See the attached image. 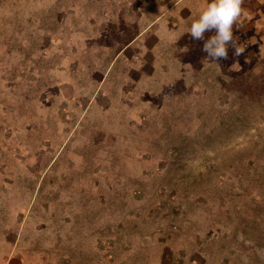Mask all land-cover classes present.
<instances>
[{
    "label": "rangeland",
    "instance_id": "obj_1",
    "mask_svg": "<svg viewBox=\"0 0 264 264\" xmlns=\"http://www.w3.org/2000/svg\"><path fill=\"white\" fill-rule=\"evenodd\" d=\"M130 1L0 0V264H264V22Z\"/></svg>",
    "mask_w": 264,
    "mask_h": 264
},
{
    "label": "crops",
    "instance_id": "obj_2",
    "mask_svg": "<svg viewBox=\"0 0 264 264\" xmlns=\"http://www.w3.org/2000/svg\"><path fill=\"white\" fill-rule=\"evenodd\" d=\"M130 2H131V6L134 7L133 14H139L138 8L141 7L143 8V10L144 7H147V9H151L147 13L148 24L145 27H139L135 35L122 46L119 52L127 48L132 43V41H134L140 35L147 33L146 30L148 28L154 27L156 24L162 22L166 18L168 19L167 20L168 26L170 24L169 29H180L181 27H184L183 22H186L187 21L186 17L188 18V16L190 15L187 13V8L191 10L195 8V12H196L197 10L196 8H199L200 10L203 9L207 3L211 2V0H131ZM236 20H239L241 22L239 23L238 26L239 29L245 23L251 21L264 22V0H242L241 13ZM233 29L234 28L232 25V30ZM158 42L159 41L156 38V35L151 36L149 38L146 37L145 40V43L146 44L149 43L153 48L156 47V43ZM173 45L175 46V44Z\"/></svg>",
    "mask_w": 264,
    "mask_h": 264
},
{
    "label": "clouds",
    "instance_id": "obj_3",
    "mask_svg": "<svg viewBox=\"0 0 264 264\" xmlns=\"http://www.w3.org/2000/svg\"><path fill=\"white\" fill-rule=\"evenodd\" d=\"M241 3L242 0H211L188 28L193 40L203 42L201 50L211 61L228 58L227 46L233 39L232 25L241 13ZM206 33L212 35L206 38Z\"/></svg>",
    "mask_w": 264,
    "mask_h": 264
}]
</instances>
